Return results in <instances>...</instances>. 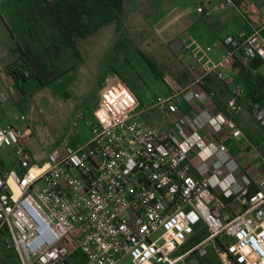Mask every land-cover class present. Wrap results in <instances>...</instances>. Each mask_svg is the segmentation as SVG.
Returning a JSON list of instances; mask_svg holds the SVG:
<instances>
[{
	"label": "built area",
	"instance_id": "built-area-1",
	"mask_svg": "<svg viewBox=\"0 0 264 264\" xmlns=\"http://www.w3.org/2000/svg\"><path fill=\"white\" fill-rule=\"evenodd\" d=\"M259 21L225 40L229 58L239 55L246 67L256 57L264 66V12ZM170 87L159 103L168 114L180 102H210L205 90ZM251 115L264 130V105L255 103ZM193 124L185 118L171 130L154 129L139 113L100 106L87 122L89 141L61 144L41 165L21 126H0V235L20 264H66L76 251L91 264H189L210 254L220 264H264V175L242 172L226 143L242 129L214 112L206 141ZM196 228L206 236L176 254Z\"/></svg>",
	"mask_w": 264,
	"mask_h": 264
},
{
	"label": "crops",
	"instance_id": "crops-1",
	"mask_svg": "<svg viewBox=\"0 0 264 264\" xmlns=\"http://www.w3.org/2000/svg\"><path fill=\"white\" fill-rule=\"evenodd\" d=\"M233 1L234 6H227L224 0H206L199 3L197 8L205 5L206 12L199 13L205 19L204 23L201 25L195 23L194 27L186 29L180 37H174L171 27L166 22L162 23L161 28H156L157 24L150 28L144 18L153 14L155 9L151 4L146 6L140 35L145 40L147 39L146 32L155 30L161 40V47L156 50L147 51L142 48V43L137 44L134 34L130 33L133 26L129 22L131 18L128 10V19L119 33L115 25L104 27L79 42L77 48L80 54L78 56L74 55L73 46L64 45L60 57H56L54 62H59L60 75L53 83L40 89H52L53 92L59 89L71 96L84 95L79 105L68 108L62 103L59 105L60 108L56 109L63 114L65 125L69 126L68 143H70V138L75 140L69 146L77 148L89 141L91 131L87 122L95 119V111L100 106L114 108L115 105H119L121 108L139 113L143 122L154 129L171 130L174 123L189 118L206 141L213 139L207 125L209 115L222 112L235 120L243 131L242 137L226 141L230 152L239 161L242 172L248 176L264 175V150H260V146L264 148V140L261 141L264 130L251 115L255 104L253 92L264 84V66L258 70L246 67V71L240 74L238 69L226 65L230 48L225 43L227 38L234 36L238 31L245 30L251 33L257 27L262 10L261 1ZM33 3L24 5L33 6ZM128 3H131V0H128ZM24 5L8 10L10 17L7 20L2 16L4 11L0 12V110L5 108L6 112L16 105L13 99H16L20 90L10 75L9 68L21 63L20 48L25 45L20 44V41L25 37L27 30L26 20L21 15ZM175 8L176 6L172 7L165 16L170 15ZM122 34L125 35L124 40L127 44L122 45V40H118ZM35 44L36 42H33L29 45L31 54H33L32 47ZM128 50L132 52L141 50L147 53L146 55L150 54L158 59V61L155 60L163 79H157L154 74L151 76L154 78L155 99L150 98L143 102L130 85L129 66L123 59V56L129 54ZM117 53L120 54L119 60H116ZM110 56L115 60L113 63L109 61ZM161 57H165L167 61L164 63H170L171 66L159 64ZM237 59L240 61L239 55ZM115 64L121 65L122 73L114 70ZM146 73H151L148 68ZM164 81H167L169 85L166 90L162 88ZM172 83L205 90L211 96L210 102L205 106L198 103L180 102L178 111L168 114L160 109L159 103L172 95L170 87ZM83 122L86 128L82 126ZM3 160L9 167L14 165L13 156L7 155L6 152H3ZM77 253L80 252H74L70 259L75 261L74 257ZM69 260L66 264H69Z\"/></svg>",
	"mask_w": 264,
	"mask_h": 264
},
{
	"label": "rangeland",
	"instance_id": "rangeland-1",
	"mask_svg": "<svg viewBox=\"0 0 264 264\" xmlns=\"http://www.w3.org/2000/svg\"><path fill=\"white\" fill-rule=\"evenodd\" d=\"M24 1V2H23ZM0 0V12L4 11L3 17L5 20L9 19L10 12L8 10H13L14 8L21 7L19 5L31 4L34 0ZM206 0H131V3L127 4V10L130 13V20L132 27V34L137 41V44L141 43L142 48L145 50H156L161 47V40L158 37L157 32L151 31L146 32L147 39H143L141 37L140 32L142 25V17L144 18L145 7L148 5H152L154 7V12L150 16H147L146 20L149 23L150 28L162 27V23L166 22L171 27V33L174 37H180V35L189 27H194L196 25H201L204 23L205 19H203L202 15L197 13V5L201 2H205ZM261 13L264 12V0H260ZM34 4V3H33ZM32 4V5H33ZM27 6V5H26ZM176 8L170 13V15L165 16L172 7ZM164 21H162V19ZM128 19V18H127ZM144 23V22H143ZM166 34V33H164ZM171 34V35H172ZM125 35L122 34L118 40H122L125 44L127 41L124 40ZM59 38V34L50 29L45 30V46H50L54 44V42ZM167 39V38H165ZM129 44V42H128ZM64 45H58L57 54L53 56L60 57L62 53V49ZM40 49V45L36 43L32 47V52L35 53ZM141 51V50H140ZM127 56H123L124 62L127 66H129V83L134 89V91L140 96L141 100L145 102L147 99L154 98L153 93V80L152 71L149 64L142 57L138 50H128ZM147 54V53H146ZM52 56V55H51ZM153 60L156 58L153 55H148ZM156 56V55H155ZM119 60V56H116ZM158 61V59H156ZM155 60V61H156ZM159 64H165L166 66H171L170 63H164L167 61L165 57H161ZM110 62H114L113 57H109ZM55 66V75H60V65L58 63H54ZM148 70L151 72L150 74L146 73ZM114 70L118 73H122L123 69L121 65L115 64ZM135 73L137 75H135ZM127 74V75H128ZM133 79V77H135ZM136 79V80H135ZM25 86V90L22 92L18 91L16 95L15 106L9 109L7 112L3 108L0 110V124L3 126L15 123L23 128L24 131L28 134V138L26 139V144L30 146L33 150L35 156L37 157L38 164L41 165L46 161V157L49 153H51L56 147L61 144H73L75 140L70 138V143H68L69 137L68 135V124L65 125L63 122V114L59 113L58 108L59 105L64 103L66 107H74L80 104V100L84 95L79 96H71V94H66L62 90L55 89L54 92L52 89H40L38 83L35 80H31ZM169 85L167 81H164L162 84L163 90H166ZM155 99V98H154ZM9 107V106H8ZM25 116V120L22 121L20 118ZM84 122L82 123V126ZM81 126V127H82ZM67 127V128H66ZM85 127V126H84ZM86 128V127H85ZM87 130V129H86ZM82 132H85L82 130ZM261 141L264 140V135L261 136ZM67 140V141H66ZM66 141V142H65ZM260 150H264L263 146H260ZM204 229V228H203ZM200 231L196 228V232L194 235L189 236L188 241L179 246L175 247L176 254H182L193 246H195L199 241H201L206 236V231ZM73 259L69 260V264H91L85 261L84 257L77 253ZM220 264L218 258L214 254H210L209 257L205 259H199L195 256L191 257L189 260V264ZM0 264H19V259L8 237L3 234L0 236ZM119 264H132L130 258L123 259Z\"/></svg>",
	"mask_w": 264,
	"mask_h": 264
},
{
	"label": "trees",
	"instance_id": "trees-1",
	"mask_svg": "<svg viewBox=\"0 0 264 264\" xmlns=\"http://www.w3.org/2000/svg\"><path fill=\"white\" fill-rule=\"evenodd\" d=\"M127 4L128 0H35L33 6H22L21 15L26 20L27 30L20 44L24 43L25 46L20 48L21 63L9 68V73L19 89L23 92L24 85L30 80H35L39 88H44L57 79L54 74L56 56L53 55L57 54L58 45L73 46L74 55L78 56L79 42L104 27L115 25L119 33L128 18ZM46 28L59 34V38L50 46L44 44ZM33 42L38 43L40 49L31 54L29 45ZM124 44L122 42V45ZM138 51L156 78L162 80V72L156 61L144 52ZM119 55L117 53V56ZM226 65L238 69L240 74L246 71V66L235 56H231ZM262 66L263 61L258 57L249 64V68L254 70ZM252 96L255 103L264 105V84L255 89ZM229 202L231 201H226Z\"/></svg>",
	"mask_w": 264,
	"mask_h": 264
}]
</instances>
